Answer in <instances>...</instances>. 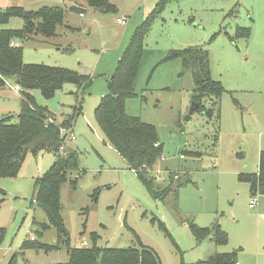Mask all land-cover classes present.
Instances as JSON below:
<instances>
[{
    "label": "rangeland",
    "instance_id": "374dc122",
    "mask_svg": "<svg viewBox=\"0 0 264 264\" xmlns=\"http://www.w3.org/2000/svg\"><path fill=\"white\" fill-rule=\"evenodd\" d=\"M157 1L107 0L116 10L104 11L92 9L86 0H0L1 6L25 10L62 8L63 24L54 37H31L16 45L26 63L90 78L84 86L63 84L49 99L31 91L35 104L46 107L56 122L76 106L81 109L65 137V147L78 153L80 172H70L59 189L69 241L52 226L42 230L45 212L31 203L36 181L55 155L28 152L15 177H0V264L14 254L16 264L66 263L70 248L81 241L91 245V232L102 247H139L138 238L161 264H207L210 256L224 252H235L237 264H264V195L258 194L255 208H249L253 194L239 180L241 173L257 170L264 150V0H169L144 38L135 95L126 100L125 112L156 130L162 151L148 168L154 189H163L169 178L180 182L177 187L162 196L151 194L96 122L106 80ZM118 17H125L126 24H119ZM21 26L17 17L6 24ZM238 28L248 29V35ZM187 47L208 51L210 76L224 89L218 122L198 109L190 111V70L182 68L179 58L167 59L171 50ZM13 85L8 79L0 89V117L16 122L20 90ZM201 103L210 107V98L202 97ZM215 223L226 232V244L216 245L212 236L195 240L191 225L211 228ZM30 236L50 249H21Z\"/></svg>",
    "mask_w": 264,
    "mask_h": 264
},
{
    "label": "trees",
    "instance_id": "16d2710c",
    "mask_svg": "<svg viewBox=\"0 0 264 264\" xmlns=\"http://www.w3.org/2000/svg\"><path fill=\"white\" fill-rule=\"evenodd\" d=\"M88 6L94 10L115 11L107 0H86ZM169 0H158L147 18L131 35L130 41L118 60L115 72L106 80L107 92L101 97L95 108V119L104 133L107 141L125 160L130 169L145 188L154 196L162 194L179 185V181L168 179L163 189H154V178L149 175L148 168H153L161 155V144L156 136L153 125L129 116L125 112L126 100L134 96L133 83L136 77L139 59L142 54L143 41L153 20L163 11ZM71 10H78L70 7ZM64 11L60 7H41L37 10H25L18 5L0 8V89L8 79H13L19 85V111L17 121L12 122L11 116L0 117V177H15L25 159L26 154L37 155L40 152H53L55 160L49 169L39 176L36 181L37 193L32 198L45 212L47 222L40 228L45 230L52 226L63 241H69L61 216L59 189L72 171H79L78 153L65 147V137L72 129L80 106L74 108L73 114L60 122H56L46 107L35 104L31 91L37 89L41 95L49 99L55 91L65 83L84 86L90 82L86 75H78L71 70L42 64L26 63L22 59L21 47L15 43L31 37L41 36V39L54 37L56 27L63 24ZM20 18V28H8L6 24L11 18ZM243 28H238V32ZM245 36L248 29H244ZM240 34V33H238ZM179 58L182 68L190 70L193 81V101L199 104L195 110H200L210 118L213 116L218 122L220 112V98L224 92L219 81L210 76L208 51L202 47H187L171 50L167 59ZM210 98V107L205 108L201 98ZM64 129V134L61 133ZM157 144V145H155ZM77 177L71 180L76 183ZM239 180L247 182L250 193L264 195V150L259 153L258 170L256 173H241ZM1 202V201H0ZM191 231L196 241L207 236L214 238L216 245H224L228 238L217 223L211 228L191 225ZM4 230L0 228V242ZM137 238V236H136ZM99 236L91 232L90 246L70 248L66 263L55 264H161L156 252L141 244L139 247L112 248L99 246ZM44 248L49 245L36 243L34 239L25 240L21 249ZM207 264H237L235 252L216 253L208 258ZM7 264H16L15 254Z\"/></svg>",
    "mask_w": 264,
    "mask_h": 264
},
{
    "label": "built area",
    "instance_id": "2783aa9c",
    "mask_svg": "<svg viewBox=\"0 0 264 264\" xmlns=\"http://www.w3.org/2000/svg\"><path fill=\"white\" fill-rule=\"evenodd\" d=\"M126 21H127V20H126L125 17H118V18H117V22H118L119 24L124 25V24H126ZM12 44L14 45V44H17V43L15 42V43H12ZM14 89L17 90V91L20 90L19 85H15ZM64 131H65L64 129H61V133H62V134H64ZM70 138H71V139L74 138L73 134L70 136ZM155 145H157V144H155ZM180 157H182V155H181ZM257 195H258V193H256L255 195H253V196L249 199V203H248L249 208H254V207L256 206V203H257V200H258V199H257ZM32 203H35V204H36L35 200H33ZM30 239H34L33 236H30ZM77 246H79V247H87L88 244H87L86 241H81V242H79V244H78Z\"/></svg>",
    "mask_w": 264,
    "mask_h": 264
},
{
    "label": "water",
    "instance_id": "95a60500",
    "mask_svg": "<svg viewBox=\"0 0 264 264\" xmlns=\"http://www.w3.org/2000/svg\"><path fill=\"white\" fill-rule=\"evenodd\" d=\"M199 104L197 102L192 103L190 111H193L194 109L198 108Z\"/></svg>",
    "mask_w": 264,
    "mask_h": 264
},
{
    "label": "crops",
    "instance_id": "0c3cea01",
    "mask_svg": "<svg viewBox=\"0 0 264 264\" xmlns=\"http://www.w3.org/2000/svg\"><path fill=\"white\" fill-rule=\"evenodd\" d=\"M6 7H7V6H6ZM0 8H4V6H1V5H0ZM6 82H7V81H6ZM15 85H16V84H15V82H14V85H13V86L15 87ZM3 88H5V86H4ZM3 88H2V89H3ZM18 93H19V92H18ZM181 155H182V154H181ZM257 170H258V168H257ZM257 170H256L255 172H248V173H256ZM254 208H255V207H254ZM251 209H252V208H251Z\"/></svg>",
    "mask_w": 264,
    "mask_h": 264
}]
</instances>
